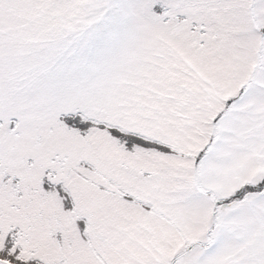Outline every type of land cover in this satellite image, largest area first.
I'll return each instance as SVG.
<instances>
[{
    "label": "snow or ice",
    "instance_id": "snow-or-ice-1",
    "mask_svg": "<svg viewBox=\"0 0 264 264\" xmlns=\"http://www.w3.org/2000/svg\"><path fill=\"white\" fill-rule=\"evenodd\" d=\"M0 264H264V0H0Z\"/></svg>",
    "mask_w": 264,
    "mask_h": 264
}]
</instances>
